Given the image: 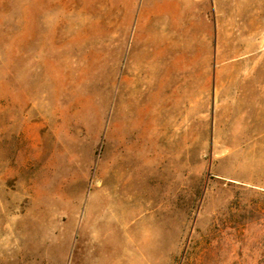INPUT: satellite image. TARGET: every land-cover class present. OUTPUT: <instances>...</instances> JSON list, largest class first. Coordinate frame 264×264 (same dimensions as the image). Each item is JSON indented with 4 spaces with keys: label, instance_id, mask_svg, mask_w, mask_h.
<instances>
[{
    "label": "rangeland",
    "instance_id": "rangeland-1",
    "mask_svg": "<svg viewBox=\"0 0 264 264\" xmlns=\"http://www.w3.org/2000/svg\"><path fill=\"white\" fill-rule=\"evenodd\" d=\"M0 264H264V0H0Z\"/></svg>",
    "mask_w": 264,
    "mask_h": 264
},
{
    "label": "bare ground",
    "instance_id": "bare-ground-1",
    "mask_svg": "<svg viewBox=\"0 0 264 264\" xmlns=\"http://www.w3.org/2000/svg\"><path fill=\"white\" fill-rule=\"evenodd\" d=\"M173 77L174 76H172V78H171V76H170L171 79H173ZM167 78L165 80L163 79L162 81L159 80L162 83L161 85H158V86H160L159 88H160V91L162 93V98L160 100H158L156 103L154 102L153 99L147 101L150 104L149 107L147 106L148 107L147 110L149 112V118L150 119L147 122H145L144 126L136 127L135 129L133 128V131H129V130L126 131V140L127 141L125 143H127V145L130 144L128 147L132 148V150L131 149L130 150L134 154V158H133L134 161H137L139 158H141L144 155H151L155 150H159L162 162H169L171 157H172V155H174V151H175V147H176L175 146V142H179V141H177L178 140V136L175 137V133L178 131V128H172L171 121L168 118L169 113L171 111V108L169 106V101L167 99L168 96L166 94H164V92L168 89L167 88L168 87V85H167L168 82L166 81ZM180 78H182V77H180ZM152 80H154V79H152ZM148 82L149 83H146L147 91L151 92V97L153 95L155 97V94L156 95L159 94V91H158L159 89L158 88H157L158 90L154 89V86H155L154 81L153 82L148 81ZM177 83H180V82H177ZM140 84H141V82H140ZM145 94L141 95V96L139 95L140 96L139 100H145ZM154 97H152V98H154ZM178 97H179V95H178ZM179 113H180V111H179ZM159 114H160L161 118H163V120L160 123H157L159 121L156 122V117ZM182 117H183V115H182ZM132 119H131V121H132ZM130 127H131V125H130ZM125 129H127V127H125ZM179 134L181 136L182 133L179 132ZM125 151H127V149Z\"/></svg>",
    "mask_w": 264,
    "mask_h": 264
}]
</instances>
